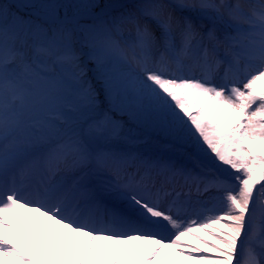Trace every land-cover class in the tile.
Instances as JSON below:
<instances>
[{
	"label": "snow or ice",
	"instance_id": "6c2138e0",
	"mask_svg": "<svg viewBox=\"0 0 264 264\" xmlns=\"http://www.w3.org/2000/svg\"><path fill=\"white\" fill-rule=\"evenodd\" d=\"M189 261L264 264V0H0V264Z\"/></svg>",
	"mask_w": 264,
	"mask_h": 264
},
{
	"label": "rangeland",
	"instance_id": "374dc122",
	"mask_svg": "<svg viewBox=\"0 0 264 264\" xmlns=\"http://www.w3.org/2000/svg\"><path fill=\"white\" fill-rule=\"evenodd\" d=\"M188 239L191 241L192 244L203 247V245H201L199 241L193 240L191 237H189ZM187 264H191V262L189 261L187 262Z\"/></svg>",
	"mask_w": 264,
	"mask_h": 264
}]
</instances>
